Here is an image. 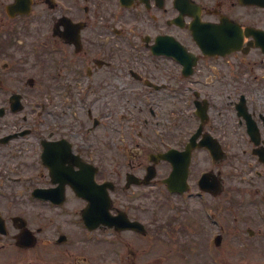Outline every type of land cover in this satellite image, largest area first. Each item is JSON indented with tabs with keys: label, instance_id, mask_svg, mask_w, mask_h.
<instances>
[{
	"label": "flooded vegetation",
	"instance_id": "flooded-vegetation-1",
	"mask_svg": "<svg viewBox=\"0 0 264 264\" xmlns=\"http://www.w3.org/2000/svg\"><path fill=\"white\" fill-rule=\"evenodd\" d=\"M185 152L213 242L149 212ZM244 201L264 224V0H0V264L218 255Z\"/></svg>",
	"mask_w": 264,
	"mask_h": 264
},
{
	"label": "rangeland",
	"instance_id": "rangeland-1",
	"mask_svg": "<svg viewBox=\"0 0 264 264\" xmlns=\"http://www.w3.org/2000/svg\"><path fill=\"white\" fill-rule=\"evenodd\" d=\"M187 197V196H186ZM188 200L169 198L165 193L159 195L155 203H153L149 209V212H153L156 217L158 224L167 227L168 222L173 223V230L175 235L183 236L180 232L182 223L187 224L189 220H192L197 224L199 233L204 232L205 239L209 238L210 242L212 239L213 232H217V226L207 225V223L198 216L201 214L199 208V202L194 198L187 197ZM230 223L228 226L235 229L239 235H242L243 239H247L251 244L246 245H235L229 250H221V253L216 255L213 249L208 248L206 244L202 245H191V240L184 251L182 252H170L173 246V240L170 238L168 247L164 248V238L161 236V241H158V250L163 249L162 253H157V257L161 255L162 260L157 261L156 264H210V257L214 255L215 264H263V238L264 235V224L262 219L259 217L258 211L254 205L244 201L241 206L237 208L234 215H229ZM192 224V223H189ZM211 230V231H210ZM251 230L253 233H249ZM213 231V232H212ZM235 239V238H234ZM211 245V244H210ZM198 253L202 254V260L198 258ZM216 255V256H215Z\"/></svg>",
	"mask_w": 264,
	"mask_h": 264
},
{
	"label": "water",
	"instance_id": "water-1",
	"mask_svg": "<svg viewBox=\"0 0 264 264\" xmlns=\"http://www.w3.org/2000/svg\"><path fill=\"white\" fill-rule=\"evenodd\" d=\"M200 44H202V43L200 42Z\"/></svg>",
	"mask_w": 264,
	"mask_h": 264
}]
</instances>
